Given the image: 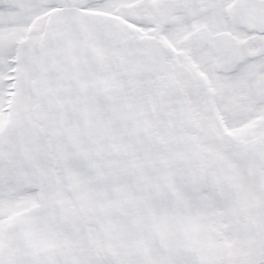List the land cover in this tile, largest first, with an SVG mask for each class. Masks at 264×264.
Listing matches in <instances>:
<instances>
[{
  "label": "snow or ice",
  "instance_id": "1",
  "mask_svg": "<svg viewBox=\"0 0 264 264\" xmlns=\"http://www.w3.org/2000/svg\"><path fill=\"white\" fill-rule=\"evenodd\" d=\"M0 264H264V0H0Z\"/></svg>",
  "mask_w": 264,
  "mask_h": 264
}]
</instances>
